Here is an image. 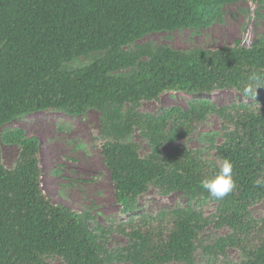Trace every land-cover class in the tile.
Segmentation results:
<instances>
[{
	"label": "trees",
	"instance_id": "1",
	"mask_svg": "<svg viewBox=\"0 0 264 264\" xmlns=\"http://www.w3.org/2000/svg\"><path fill=\"white\" fill-rule=\"evenodd\" d=\"M236 1L0 0V128L48 110L71 117L86 109L99 111L108 138L101 160L126 216L115 230L132 242L126 253L109 252L108 228L91 229L87 215L53 205L42 188L40 141L17 130L2 139L20 141L13 169L3 166L0 147V264H49L55 257L63 264H104V259L192 264L201 247L207 264H264V219L250 212L264 199V87L257 88L255 100L217 110L209 100L192 101L188 112L173 107L157 116L141 115L136 108L163 92L190 97L224 89L239 93L251 72L264 74L263 41L247 48L236 41L213 51L145 44L126 49L149 34L203 28L220 20L224 4ZM97 53L102 55L87 66L65 68ZM124 70L128 74L114 75ZM210 113L221 117L226 132L219 145L172 148L165 155L155 147L141 157L135 145L124 142L136 128L155 145L159 139L176 142ZM217 157L234 165L235 190L222 200L211 198L201 184L217 170ZM151 185L163 195L184 192L195 202L156 216L136 214L139 197ZM199 197L216 203L214 214L204 218L194 209L202 204ZM210 227L228 233L202 245ZM229 249L240 252V263L227 257Z\"/></svg>",
	"mask_w": 264,
	"mask_h": 264
},
{
	"label": "rangeland",
	"instance_id": "2",
	"mask_svg": "<svg viewBox=\"0 0 264 264\" xmlns=\"http://www.w3.org/2000/svg\"><path fill=\"white\" fill-rule=\"evenodd\" d=\"M220 20H213L200 29H179L172 32L153 33L145 36L135 44L127 47L134 49L136 45H149L152 49L169 47L180 52H192L197 49L217 50L232 46L236 41L242 47H249L254 41L264 43V2L238 0L224 4ZM102 54L80 57L65 65L66 69L87 66ZM128 70L115 73V76L128 74ZM194 100H209L217 110L221 107L243 102V97L235 90H218L211 94L190 97L179 92H163L158 99L142 101L137 105V112L145 116H157L164 110L178 107L182 112L191 110ZM101 113L94 109H86L79 117H71L59 111H43L25 116L6 123L0 128L1 160L6 169H13L21 147L20 141L6 144L2 141L8 132L21 130L23 137L35 136L41 144L39 161L41 164V181L45 196L53 205H63L75 212L89 217L91 229L98 226L109 229L108 251L120 250L126 253L132 242L116 229L117 225L126 220L122 207L115 201L109 173L100 156V148L108 138L102 134ZM170 120L167 125H172ZM221 117L216 113L208 114L204 121L188 137L176 142L163 139L155 144L146 138L140 129L124 139V142L137 147L141 157L148 155L158 147L162 155L170 149L180 151L202 150L211 145H219L224 141L226 132L221 127ZM203 199L202 204L194 206L202 217L214 214L216 203L211 199ZM195 200L184 192L163 195L161 189L151 185L137 202L136 214L156 216L164 211L175 208L186 209ZM254 219H264V199L259 200L250 208ZM128 216V215H127ZM228 230L225 228H208L201 237L202 245H210ZM230 260L240 263V252L229 249L226 253ZM207 257L198 248L192 264H207ZM49 264H63L59 258L48 261ZM104 264H130L127 261L106 260ZM168 264H181L171 262Z\"/></svg>",
	"mask_w": 264,
	"mask_h": 264
},
{
	"label": "clouds",
	"instance_id": "3",
	"mask_svg": "<svg viewBox=\"0 0 264 264\" xmlns=\"http://www.w3.org/2000/svg\"><path fill=\"white\" fill-rule=\"evenodd\" d=\"M264 87V74L251 72L247 77V82L239 90L243 101L249 99L255 100L257 88ZM260 107V105H259ZM234 165L230 159L217 157L216 171L205 177L202 181V187L208 192L209 196L215 200H222L235 190V181L233 179Z\"/></svg>",
	"mask_w": 264,
	"mask_h": 264
}]
</instances>
